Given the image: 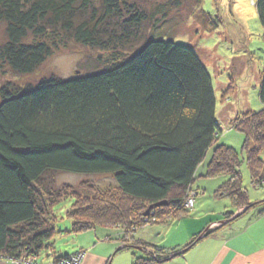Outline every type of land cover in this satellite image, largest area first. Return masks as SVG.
Segmentation results:
<instances>
[{
  "label": "trees",
  "instance_id": "trees-1",
  "mask_svg": "<svg viewBox=\"0 0 264 264\" xmlns=\"http://www.w3.org/2000/svg\"><path fill=\"white\" fill-rule=\"evenodd\" d=\"M147 1L0 0L7 35L0 70L32 74L69 42L107 54L95 69L69 79L0 87V258L8 264H40L37 257L52 249L57 234L54 207L66 198L74 202L67 212L73 233L186 217L195 174L211 148L205 175L231 177L221 195L264 213V199L251 204L242 187L238 152L216 144L224 127L204 62L191 47L161 35L176 32L162 23L182 6L190 15L197 10L211 28L218 24L201 11L202 0ZM255 7L264 34V0ZM259 96L262 109L233 122L246 135L253 184L264 181V69ZM60 173L112 175L116 191H98L78 204L77 191L57 185ZM176 253L145 254L134 264Z\"/></svg>",
  "mask_w": 264,
  "mask_h": 264
},
{
  "label": "rangeland",
  "instance_id": "rangeland-1",
  "mask_svg": "<svg viewBox=\"0 0 264 264\" xmlns=\"http://www.w3.org/2000/svg\"><path fill=\"white\" fill-rule=\"evenodd\" d=\"M159 1L165 2L167 0ZM256 1L202 0L200 9L210 15L211 21L218 24L215 28H211L209 21H205V17L198 14L197 10H194L190 15L189 12H192L189 10L190 8L183 6L175 8L162 25L175 28L176 32L172 31L171 36L161 34L165 39L170 38L176 43L191 47L204 62L213 81L217 97V114L224 127V133L219 136L216 144L232 147L238 152L242 161L240 166L242 187L251 202L264 199V181L261 182L260 179V184H253L246 153L243 151L246 135L240 130L233 129V122L238 115L247 110L255 112L260 111L263 107L259 93L260 75L264 69V34L255 7ZM144 2L148 6V1L144 0ZM6 41V25L0 21V48ZM67 44V46L61 47L60 50L50 56L32 74L20 75L9 70H0V87L8 81L19 86L30 83L36 84L40 79L50 76L69 79L95 69V66L100 65L97 58L100 55L107 56L106 53L103 54L104 51L83 47L73 42ZM231 117L233 118L231 119ZM213 149L211 148L208 151L195 174V180L190 191V194L195 198V202L187 208L189 218L181 222H179V219H172V217H167L168 221L161 219V222L152 219L150 222H143L142 227L165 226L166 223L169 225L176 223L168 234L169 242H172L182 240L185 236H188L189 230H205L210 224L208 223L209 220H219L218 218L221 215L224 217L226 212L231 210V198L226 193L221 195L223 189H218L219 185L222 187L231 177L228 174L215 177L205 175ZM262 158L264 159V153ZM56 183L58 186H67L77 191L76 195L80 199L78 204L88 202V199L95 196L94 193H98V191L102 193L116 191V182L112 175L88 176L60 173L56 177ZM196 202L198 203L196 208L199 213H193ZM73 204L72 198H66L54 207L57 234L50 242L52 249L44 251L37 257L42 262L40 264H55L53 261L57 256L76 253V258H72L73 261H78L76 264H82L86 260L96 261L100 255H112L120 245V249H126L130 246V248L136 250L140 249L145 254L156 255L162 253L160 249L148 243L143 246L142 244L138 246L134 242L131 243L133 233L141 227L131 230L128 226L106 223V225L96 227L95 230L73 233L72 221L67 215ZM246 210L247 206L242 207L239 210L240 215L242 216ZM242 211L244 213H241ZM212 212L213 216L208 218ZM235 215H228L225 220H230L232 216L234 219L238 218ZM198 216L206 218H202L203 220L197 222ZM170 218L171 220H169ZM226 222L224 223L226 224ZM224 223L222 224L225 225ZM216 225H220V223H216ZM223 225L217 226V228L223 227ZM102 228L110 231L112 235L109 237L102 235L104 233L101 230ZM209 229L213 232L217 230L215 224L211 225ZM175 233L177 234L175 235ZM204 237H207L205 232L200 235L199 241ZM137 243L145 242L137 241ZM95 246L96 249H94ZM130 251H122L124 253L114 258L112 264H126L132 254ZM78 255L82 258L80 259ZM120 260L121 262H119ZM56 261V264L61 262L60 260ZM68 261L71 263L70 260ZM8 263V261L0 258V264Z\"/></svg>",
  "mask_w": 264,
  "mask_h": 264
},
{
  "label": "crops",
  "instance_id": "crops-1",
  "mask_svg": "<svg viewBox=\"0 0 264 264\" xmlns=\"http://www.w3.org/2000/svg\"><path fill=\"white\" fill-rule=\"evenodd\" d=\"M232 118L233 117H231V119ZM220 187L219 185L218 189H220ZM258 201L260 200H255V202ZM230 202L232 208L226 212L224 217L221 215L218 218L219 220H207L210 224L205 230H189L188 236H185L182 240L169 242L168 234L176 223L170 225L166 223L165 226L151 225L141 227L133 233L131 243L143 241L157 247L165 254L179 252L178 255L171 256L167 260L147 264H264V213L258 214L260 209L256 207L251 210L247 209L245 213L242 211L241 213L244 214L242 216L239 214L238 218L234 219L233 215L231 219L227 221L225 219L228 215L240 213L239 210L241 209L232 202V200H230ZM249 202L251 204L255 203L251 202L250 199ZM196 207H198L197 202L193 213H199ZM212 216L213 212L208 218ZM188 218L187 214L186 217L179 218V222L187 220ZM202 218L206 217L198 216L197 222L203 220ZM224 222H226V224ZM216 223H220V225H216ZM214 224L217 230L213 232L212 235L202 238L200 241L194 243L188 250L184 251V248L193 243L197 237H200L202 233ZM221 224L223 227L217 228V226H222ZM204 225L205 223L203 226ZM101 230H103L104 233H102V235H105V237L112 235V233L106 229L102 228ZM176 234L177 233H175V235ZM95 245L97 246V244ZM96 246L94 249H96ZM120 246L110 256L106 254L100 255L96 261L86 260L83 261L82 264H112L114 258L124 253L122 251L125 250H131L130 252H132L126 264H134L136 259L144 257L145 255L140 249L136 250L130 247L120 249ZM119 262H121V260Z\"/></svg>",
  "mask_w": 264,
  "mask_h": 264
},
{
  "label": "built area",
  "instance_id": "built-area-1",
  "mask_svg": "<svg viewBox=\"0 0 264 264\" xmlns=\"http://www.w3.org/2000/svg\"><path fill=\"white\" fill-rule=\"evenodd\" d=\"M194 202H195V198H194V196H192L191 194H189V195H188V198H187V200H186V203H185L186 208H188V207H190L191 205H193ZM154 220H155V219H154ZM73 257L76 258L75 255H74V256H71V257L68 258L67 260L62 261L60 264H71V263L76 264V262H78V261H77V260H76V261H73V260H72ZM78 257H80V259L82 258L80 255H78ZM68 260H70L71 263H70ZM30 262H31V261L27 262V264H31ZM18 263L21 264V261H19Z\"/></svg>",
  "mask_w": 264,
  "mask_h": 264
},
{
  "label": "water",
  "instance_id": "water-1",
  "mask_svg": "<svg viewBox=\"0 0 264 264\" xmlns=\"http://www.w3.org/2000/svg\"><path fill=\"white\" fill-rule=\"evenodd\" d=\"M164 204H166V202H161V203H158V204H156V206H161V205H164ZM239 214L240 213H237L235 216L237 217V216H239ZM179 254V252L178 253H176L175 255H173V256H176V255H178Z\"/></svg>",
  "mask_w": 264,
  "mask_h": 264
}]
</instances>
